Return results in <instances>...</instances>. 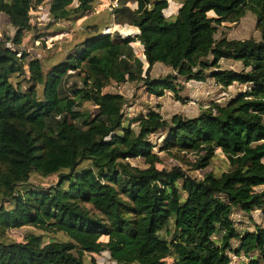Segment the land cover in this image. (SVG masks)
I'll use <instances>...</instances> for the list:
<instances>
[{
	"label": "trees",
	"instance_id": "16d2710c",
	"mask_svg": "<svg viewBox=\"0 0 264 264\" xmlns=\"http://www.w3.org/2000/svg\"><path fill=\"white\" fill-rule=\"evenodd\" d=\"M42 1L0 0L14 27L13 46L0 39V236L29 225L63 237L40 242L30 232L0 240V264H108L95 258L101 252L110 264H230L228 252L243 254L244 264H264V226L240 232L230 216L235 208L264 210V188H257L264 185V0H184L173 19L163 14L166 0H132L134 8L123 3L111 12L136 33L93 30L46 70L16 47L30 27L29 9ZM93 1L48 0L46 12L53 21L81 16ZM247 9L258 39L214 36L218 23ZM135 40L143 58L133 51ZM220 58L241 68H221ZM156 61L173 73L150 76ZM70 69L79 83L67 86ZM207 75L223 87H248L194 116L149 109L134 116L136 129L123 123L124 96L103 90L109 80L140 79L148 93L168 90L180 99L177 77ZM161 128L158 150L179 159L177 152L194 153L192 161L182 158L192 169L206 167L219 150L226 169L195 176L178 164L159 167L149 136ZM135 157L144 165L130 163ZM31 172L54 173L56 182L32 188ZM163 227L167 238L159 235Z\"/></svg>",
	"mask_w": 264,
	"mask_h": 264
},
{
	"label": "rangeland",
	"instance_id": "374dc122",
	"mask_svg": "<svg viewBox=\"0 0 264 264\" xmlns=\"http://www.w3.org/2000/svg\"><path fill=\"white\" fill-rule=\"evenodd\" d=\"M152 1L153 0H150V2ZM183 1L184 0H166L163 14L168 19H173L178 6ZM47 2L48 0H43L38 4H32L31 9H29L30 27L23 31L21 42L16 46L20 50H25L27 56L39 58L43 70H46L50 64L63 58L67 51L72 50L76 43L88 37L91 34V31L99 29L114 33L115 31L122 30L117 24L121 23L120 25H122L124 22L115 21L114 13L111 12L113 7L111 0H95L91 3L90 8L81 16H71L56 21H53L46 12ZM123 3L130 8H134L136 5L135 1L132 0H117L118 5ZM92 26H94V28ZM13 33L14 27L8 23L6 16L0 13V39H3L7 45L13 46L10 39L12 38ZM133 34L134 33L132 32L130 33V35ZM214 36L216 38L225 36L227 38L253 37L258 39L259 32L256 26L254 13L247 9L242 16L234 21H221L216 25ZM135 42L138 44L136 45ZM131 45L134 53L140 58H143L139 42L137 40L132 41ZM204 57L210 59V54H206ZM218 66L221 68L230 67L239 70L241 68V63L240 61L231 58H220L218 60ZM143 67H145V62H143ZM68 72L70 73L67 74L66 85L69 86L74 83H79L80 74L76 75L72 73L73 70L71 69L68 70ZM169 72L173 73V70H171L169 66L156 61L150 67L149 75L156 77ZM21 78L22 75H15L12 80H20V86L25 88L28 83ZM175 81L181 84V87L178 90L180 99L175 98L173 93L168 90H164L163 94L159 96L150 94L145 90V85L140 79L122 82L109 80L103 87V90L119 92L124 96L125 102L122 105L123 123L125 124L129 121L131 126L136 129V122L133 121L134 116L144 114L149 109L158 111L163 117H169L173 113H180L184 116H194L199 109L206 106L209 102L217 101L219 103H224L233 97L238 91L248 87L246 83L237 82H233L223 87L208 75L203 81H196L193 79L185 80L181 77H177ZM82 107L88 108L91 112L96 110L94 105L88 101H84ZM164 131L165 130L161 128L154 131L149 136L150 140L155 143L153 150L160 157V162L157 163L159 167L163 166L168 168L171 165L178 164L187 174L195 176L200 175L205 170H211L217 175L220 171L226 169L227 162L219 150H215L208 165L202 169H192L186 161H183L186 159L192 161L194 153L177 152L175 154L181 156L179 159V157L176 158L167 151L158 150ZM129 161L138 166L144 165L140 157L129 158ZM55 182L56 175L54 173L42 176L36 172H31L26 185L39 189L47 188L55 184ZM257 188H264V185L258 186ZM87 206H89V204H87ZM230 216L233 220L234 226L240 232L253 229L254 224L264 226V210L262 208L252 209L249 212L235 208L232 210ZM169 228H172L171 223H169ZM30 232L36 234L37 240L40 242H44L52 237H63L62 233L59 231L50 232L29 225H24L18 228L8 229L2 236H0V240H21L25 234ZM159 235L166 238L169 236L164 227L159 230ZM213 238L217 240L218 234H215ZM237 243V238H232L230 240L231 247H234ZM228 255L230 256V264H241V262L243 263L246 260L242 258V254L235 255L233 252H228ZM95 258L100 262H106L108 264L111 262L107 258L106 252L96 254Z\"/></svg>",
	"mask_w": 264,
	"mask_h": 264
},
{
	"label": "crops",
	"instance_id": "0c3cea01",
	"mask_svg": "<svg viewBox=\"0 0 264 264\" xmlns=\"http://www.w3.org/2000/svg\"><path fill=\"white\" fill-rule=\"evenodd\" d=\"M118 24H117V26H119L122 29V30L118 31L120 33L130 34L131 32L132 33H136L137 32L136 27L131 25V24H128V23H123L122 25H120L121 23L119 25ZM132 29H135V30H132Z\"/></svg>",
	"mask_w": 264,
	"mask_h": 264
},
{
	"label": "built area",
	"instance_id": "2783aa9c",
	"mask_svg": "<svg viewBox=\"0 0 264 264\" xmlns=\"http://www.w3.org/2000/svg\"><path fill=\"white\" fill-rule=\"evenodd\" d=\"M111 4L113 5V7L117 6L118 5L117 0H111ZM241 256H242V258L246 259V257L243 254Z\"/></svg>",
	"mask_w": 264,
	"mask_h": 264
}]
</instances>
